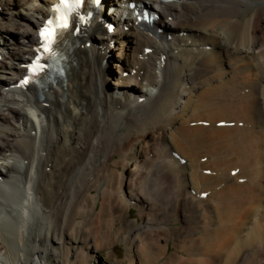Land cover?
<instances>
[{"label":"bare ground","instance_id":"6f19581e","mask_svg":"<svg viewBox=\"0 0 264 264\" xmlns=\"http://www.w3.org/2000/svg\"><path fill=\"white\" fill-rule=\"evenodd\" d=\"M57 1L0 0V264H264V0H86L20 88Z\"/></svg>","mask_w":264,"mask_h":264},{"label":"snow or ice","instance_id":"6c2138e0","mask_svg":"<svg viewBox=\"0 0 264 264\" xmlns=\"http://www.w3.org/2000/svg\"><path fill=\"white\" fill-rule=\"evenodd\" d=\"M61 4L64 6H68L69 4V0H61ZM60 6H57V11H59ZM58 20H62L63 23H57L56 27H67V17H59ZM53 25V21L49 20L48 21V27H46L42 32H41V36H43L48 43H51L52 40L55 38V34H56V30L55 27H51ZM47 47V46H46Z\"/></svg>","mask_w":264,"mask_h":264},{"label":"rangeland","instance_id":"374dc122","mask_svg":"<svg viewBox=\"0 0 264 264\" xmlns=\"http://www.w3.org/2000/svg\"><path fill=\"white\" fill-rule=\"evenodd\" d=\"M98 18H100V17L98 16ZM119 45H120L119 47H121V49H123L124 45L123 44H119ZM107 81H108V84L110 85L112 80L109 78ZM205 124L208 125L207 123H205ZM131 217H133V218L138 217V212L136 209L132 210ZM115 245L118 246L119 248H121V255L118 258V261H120V260L124 259V245L119 241L116 242ZM100 259L101 260L103 259V261H105L104 259H106V260L109 259V257L106 255V251L101 252Z\"/></svg>","mask_w":264,"mask_h":264}]
</instances>
